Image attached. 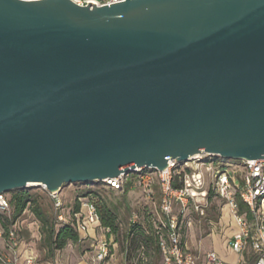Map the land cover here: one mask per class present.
Masks as SVG:
<instances>
[{"label":"water","instance_id":"obj_1","mask_svg":"<svg viewBox=\"0 0 264 264\" xmlns=\"http://www.w3.org/2000/svg\"><path fill=\"white\" fill-rule=\"evenodd\" d=\"M201 147L264 158V0H0V192Z\"/></svg>","mask_w":264,"mask_h":264},{"label":"clouds","instance_id":"obj_2","mask_svg":"<svg viewBox=\"0 0 264 264\" xmlns=\"http://www.w3.org/2000/svg\"><path fill=\"white\" fill-rule=\"evenodd\" d=\"M20 2L43 4L45 0ZM70 2L78 5L77 0ZM126 2L110 0L107 6ZM219 155L201 147L178 168L182 156H170L175 163L169 169L167 181L160 175L165 168L158 166L157 171L144 166L148 171L138 174L140 183L143 184L145 175L152 178V183L145 186L146 190L142 189L140 199L131 205L126 226H119L117 230L102 219L94 193H100L108 207V198H123L126 186L101 184L99 190L82 195L89 191H80L81 185L65 181L62 184L67 185L62 194L64 201H87L96 212L99 233L90 236H81L77 227L83 203L81 211L73 214L75 220L58 217L60 228H54L51 241L44 243V235L38 240L29 220L24 219L31 210V202L15 215L18 202L11 198L17 193L0 192V200H11L0 205V264H264V199H258L264 197L260 186L264 180V158L244 157L238 162H229L225 170L220 164L202 162L206 157ZM232 173L235 176L230 180ZM179 175L184 178L183 187L173 188V178ZM197 178L198 187L193 183ZM164 183L169 185L168 192L163 190ZM186 189L192 190L190 196ZM172 192H185V197H173ZM230 207L232 215L226 219L225 213ZM144 221H148L147 226ZM135 224L142 230L133 233ZM65 225H70L77 235L75 240L69 239L63 247H58L54 242ZM100 235L104 236L103 256L97 252Z\"/></svg>","mask_w":264,"mask_h":264},{"label":"built area","instance_id":"obj_3","mask_svg":"<svg viewBox=\"0 0 264 264\" xmlns=\"http://www.w3.org/2000/svg\"><path fill=\"white\" fill-rule=\"evenodd\" d=\"M89 3H93L96 5V7H100V6H107L110 3V0H77V4H78L77 6H80V7H87ZM227 160L229 159H225L220 156H209V157L204 158L202 162L220 164L221 169L225 170L229 163L227 162ZM238 161L239 160H233L232 162H238ZM168 162H169L168 167L165 168L160 173L164 181H167L169 179V176H170L169 169H171L172 165L175 163V161H173L172 159H169ZM184 163L185 162L179 161V163L177 164V168L182 166ZM156 170L159 171V169H156ZM146 171H148V168H145V167L136 168L132 174H129V175L122 174L117 178L105 179L102 181V183L105 185H113V186H120V187L126 186L127 187V182L129 179H131L132 182H131L130 188H136V189H139L140 191H142V189L146 190L145 186L151 185L152 178L147 175L143 176V184L141 185L140 183L141 177L138 175V174H144L142 172H146ZM234 176L235 174L232 173L230 175V180ZM183 179L184 178L182 177V175L175 176L173 178L172 187L173 188L183 187ZM193 183L198 187L200 184V180L197 178L193 181ZM257 183H259V180L257 181ZM260 186L262 189H264V180L260 181ZM43 189L49 194L53 202L56 219H58L59 216H63L65 218V215L63 214V201L60 197V193L49 192L45 187H43ZM163 190L165 192H168L170 190L169 185L167 183L163 184ZM185 191L187 192L189 196L191 195V192H192L191 189H186ZM172 196L179 198V199H184L185 192H172ZM210 197H211V194H210ZM258 199H264V197H259ZM8 202H9V199L5 198V200H0V205L8 203ZM83 204H84L83 211H82V214L79 216V223L77 227H78V230L81 236H88L92 229L96 228L97 230V216H96V212L93 210V206L90 203L85 201L83 202ZM227 211L229 215L231 216L232 215L231 207ZM237 223L239 222L237 221ZM97 252L100 256H103L104 254V236L103 235L100 241V247L97 249Z\"/></svg>","mask_w":264,"mask_h":264},{"label":"trees","instance_id":"obj_4","mask_svg":"<svg viewBox=\"0 0 264 264\" xmlns=\"http://www.w3.org/2000/svg\"><path fill=\"white\" fill-rule=\"evenodd\" d=\"M100 183L103 184L102 182ZM84 191H89V192L82 195L92 194L96 190H92L89 187ZM127 191L125 193H127ZM15 192L17 193V195L12 197L11 199H15L18 203H17V210L13 214L19 215L20 212L23 211L24 205L30 201L31 202L29 205L31 209L30 213L34 218V221H36V223L38 224L40 236L44 235V243H46L48 240L51 241L52 230L54 228L57 229L60 228V225L57 224L53 202L49 194L45 190L42 191V193L31 192L27 188L15 190ZM94 194L98 197L96 201V207L98 211H101L103 213L102 219L106 224L111 226L113 230H117L118 227L120 226L119 216L109 205L107 207L105 201L101 199L100 193H94ZM8 199L9 202H11L10 198ZM156 199H158V197H153V200ZM81 203L83 202H74L72 206H69L65 201H63V214L65 215L66 220L76 219V217L73 214L75 212L81 211ZM33 213L35 214L34 216ZM144 222L147 226L148 221H144ZM97 230L99 229L97 228ZM140 230L142 229L139 224L133 225L132 227L133 233ZM76 235H77L76 231L70 225H65L60 229L59 237L54 243L58 247H63L68 242L69 239L75 240Z\"/></svg>","mask_w":264,"mask_h":264},{"label":"rangeland","instance_id":"obj_5","mask_svg":"<svg viewBox=\"0 0 264 264\" xmlns=\"http://www.w3.org/2000/svg\"><path fill=\"white\" fill-rule=\"evenodd\" d=\"M233 160H227V162H232ZM131 179L128 180L127 182V193H124L123 198H116V197H109L108 198V205L116 212V214L119 216V222L120 226H126L125 222L128 219V215L131 211V205L134 204L137 200L140 199V193L141 191L136 188H130L131 185ZM80 186V191H84L87 188H91L92 190H99L101 183L100 182H93V183H85V184H79ZM67 188V185L63 186V188L60 191V197L64 201V196L62 195ZM27 189H29L31 192H40L44 191L42 187H36V186H30ZM73 192L76 191V188L74 187L72 189ZM101 199L104 200V198L101 196ZM46 202V200H45ZM48 202V200H47ZM69 206H72L74 203H68L66 202ZM226 219L230 217L228 211L226 210ZM31 217V219H29ZM24 219L29 220V223L31 224V231L33 235L39 240L41 237L39 234V227L36 222H33L34 218L32 217L31 213L29 212L27 216L24 217ZM26 227V226H25ZM99 233V230L96 231ZM101 236V235H100Z\"/></svg>","mask_w":264,"mask_h":264},{"label":"crops","instance_id":"obj_6","mask_svg":"<svg viewBox=\"0 0 264 264\" xmlns=\"http://www.w3.org/2000/svg\"><path fill=\"white\" fill-rule=\"evenodd\" d=\"M96 231H97L96 228L92 229V230L90 231V234H89L88 236L93 235L94 233H97ZM99 239H100V241H101V239H102V235L99 236Z\"/></svg>","mask_w":264,"mask_h":264}]
</instances>
